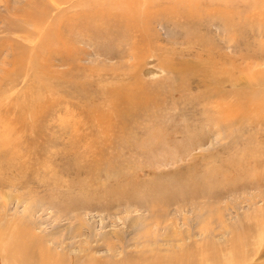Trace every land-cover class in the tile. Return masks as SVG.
<instances>
[{
	"label": "rangeland",
	"instance_id": "rangeland-1",
	"mask_svg": "<svg viewBox=\"0 0 264 264\" xmlns=\"http://www.w3.org/2000/svg\"><path fill=\"white\" fill-rule=\"evenodd\" d=\"M263 4L0 0V264H264Z\"/></svg>",
	"mask_w": 264,
	"mask_h": 264
},
{
	"label": "bare ground",
	"instance_id": "bare-ground-1",
	"mask_svg": "<svg viewBox=\"0 0 264 264\" xmlns=\"http://www.w3.org/2000/svg\"><path fill=\"white\" fill-rule=\"evenodd\" d=\"M262 3V2H261ZM255 4V3H254ZM257 5V4H256ZM259 5V4H258ZM264 5V4H263ZM256 7V6H255ZM186 10V9H185ZM48 19V18H47ZM97 22V21H96ZM78 25V24H77ZM264 27V26H263ZM91 29V28H90ZM53 30V29H52ZM89 32V31H88ZM87 32V33H88ZM98 32V31H97ZM58 39V38H57ZM52 40V39H51ZM56 40V39H55ZM106 40V39H105ZM260 99V98H259ZM264 99V98H263ZM263 99H262V101H263ZM255 103V102H254ZM260 107V106H259ZM262 109V108H261ZM262 178V177H261ZM21 233V232H20ZM264 233V232H263ZM28 234V235H27ZM25 235V237H27V236H30L29 237V239H32L31 240V242L29 241V244L32 246V245H34V244H36V243H39V239L37 238V237H35V235L33 234H31V231L30 230H28L27 231V233H25L24 234ZM17 237V236H16ZM121 237V236H120ZM1 241V240H0ZM120 241H121V243H123L124 244V239L123 238H120ZM2 242V241H1ZM149 244H150V242H148ZM9 244V243H8ZM144 244V243H143ZM145 244H146V242H145ZM19 245V244H18ZM25 246V245H24ZM113 246V245H112ZM148 246V245H147ZM12 247H13V245H12ZM16 248V247H15ZM18 248V247H17ZM114 248V247H113ZM148 248H150V247H148ZM100 249V248H99ZM6 249H4L3 250V252L5 251ZM110 250V249H109ZM114 250V249H113ZM10 251V250H9ZM23 251V250H22ZM28 251V250H27ZM27 251H25L24 252V254H23V257H26V252ZM48 251V250H47ZM114 252V251H113ZM150 253H151V251H149ZM7 253V252H6ZM13 253H15V251L13 252ZM53 253V252H52ZM8 254V253H7ZM11 254V253H10ZM31 254V253H30ZM47 254V253H46ZM49 255H51L50 254V252H49V254H48V256ZM146 255H148L147 254V252H146ZM152 255V254H151ZM10 256V255H9ZM63 256H64V254H63ZM141 256H143V253L141 254ZM141 256H139V257H141ZM7 257V256H6ZM22 257V259H21V261L19 262V264H26V260H28V258L26 257V258H23ZM138 257V256H137ZM2 258V257H1ZM8 258V257H7ZM12 258V257H11ZM53 258H56L55 256H54V254H53ZM133 258V257H132ZM147 258V259H146ZM159 257H157V258H155L154 260H152L151 261V263L150 262H148L149 264H169L168 262H170V259H168V258H163V260H160V259H158ZM10 259V258H9ZM121 259V258H120ZM141 259H144V260H148V257H146L145 255L143 256V258H141ZM177 259V258H176ZM180 259H182L181 257H180ZM1 260V259H0ZM3 260V259H2ZM4 260H5V258H4ZM127 260H129V259H127ZM132 260H136L135 258H133ZM139 260V259H138ZM137 260V261H138ZM29 261V260H28ZM56 261H57V258H56ZM125 261V260H124ZM131 261V260H130ZM150 261V260H149ZM7 262L8 261H4V263L3 264H7ZM11 262V261H10ZM120 262V263H119ZM127 262V261H126ZM135 262V261H134ZM139 262H141V261H139ZM143 262V261H142ZM145 262V261H144ZM178 263H179V261H177ZM180 262L182 263V261L180 260ZM93 263H94V261H93ZM110 263V261H108V264ZM113 263V262H112ZM123 264V262L122 261H117V263L116 262H114L113 264ZM128 263V262H127ZM188 263V262H187ZM130 264H131V262H130ZM142 264V263H141Z\"/></svg>",
	"mask_w": 264,
	"mask_h": 264
}]
</instances>
